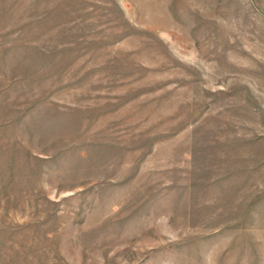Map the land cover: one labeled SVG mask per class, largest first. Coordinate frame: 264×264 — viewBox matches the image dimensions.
<instances>
[{
	"label": "rangeland",
	"instance_id": "374dc122",
	"mask_svg": "<svg viewBox=\"0 0 264 264\" xmlns=\"http://www.w3.org/2000/svg\"><path fill=\"white\" fill-rule=\"evenodd\" d=\"M0 264H264V0H0Z\"/></svg>",
	"mask_w": 264,
	"mask_h": 264
}]
</instances>
